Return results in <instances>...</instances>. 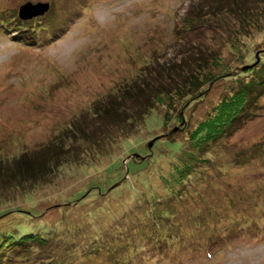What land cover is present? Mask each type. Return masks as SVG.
Returning a JSON list of instances; mask_svg holds the SVG:
<instances>
[{"label":"rangeland","instance_id":"374dc122","mask_svg":"<svg viewBox=\"0 0 264 264\" xmlns=\"http://www.w3.org/2000/svg\"><path fill=\"white\" fill-rule=\"evenodd\" d=\"M27 1H48L50 6L43 15L23 20L17 12ZM216 3L0 0V170L20 155L41 162L58 145L55 137L68 128L69 140L74 134L83 137L80 125L89 134L95 120L92 105L123 84L131 82L133 89L147 82L160 86L171 79L170 73L188 70L189 57L202 59L210 50L233 71L242 66V55L244 62L260 60L264 22L227 44L239 22L229 13L206 15ZM26 21L45 26L36 31L37 41L19 37V30L25 33L29 25L17 29V24ZM50 27L54 31L47 38L41 32ZM237 40L242 55L232 54L238 51L232 48ZM222 71L216 69L215 75ZM207 85L194 99L174 98L171 109H152L136 136L110 144L107 153L73 160L70 147L67 156L73 162L63 160L49 182L10 193L0 189V203L24 213L15 215L24 228L14 232L22 236L34 228L48 239L29 257L23 248L0 264H264V156L256 150L252 154L264 139L263 108L232 136L228 151L233 157L222 159L225 171L215 167L212 182L190 184V196L179 210L156 187L159 171L172 160L165 138L185 136L221 97L226 81L217 78ZM47 144L53 146L46 150ZM241 152L250 158L237 157ZM217 157L215 164L223 165ZM195 191H205L204 202L197 201ZM79 193L83 195L74 201ZM211 202L216 208L209 213ZM198 207L208 215L201 219L194 210ZM94 208L99 211L93 213ZM14 212L0 217L1 231Z\"/></svg>","mask_w":264,"mask_h":264},{"label":"trees","instance_id":"16d2710c","mask_svg":"<svg viewBox=\"0 0 264 264\" xmlns=\"http://www.w3.org/2000/svg\"><path fill=\"white\" fill-rule=\"evenodd\" d=\"M211 13L215 15L229 13L239 22L238 25H235L236 28L233 31L236 35H229L226 41L227 44H233L236 38L247 35L252 28L264 22V0H226V2L217 0L215 8L210 12H205L206 15ZM24 24L29 25V30L25 33L23 32L24 30H19V33H21L19 37L27 43L28 41H37L39 37L36 35V31H42L45 26L38 22L37 25H32L29 21H26L18 23L17 29H21ZM225 27L229 28L227 30L232 29L229 26ZM49 29L47 32H41L47 38L51 37L54 31L52 27ZM242 47V42L237 40L232 48H235L234 51H238L232 52V54L234 55L238 52L242 55L240 52ZM219 58L212 50H210V53L204 54L202 59L189 57V69L182 73H179L180 71H176L174 74L170 73L171 79L160 86L151 87L149 85L151 82L145 83L143 87L137 85V89L131 88L134 86L131 82L121 85L120 91L116 90L117 92L111 93V95L104 97L103 100L96 101L92 105L95 120L92 117L94 127H91L89 134L84 135V127L80 125L79 131L83 137L78 139V135L74 134L72 136L73 139L69 140L68 135H65L68 132V128L60 137L58 135L55 137L56 140H60L57 143L58 145L55 149L53 148L54 151L49 150L47 152L48 155L41 162H37L34 158L20 155L14 164L1 167L0 179L2 181L0 182L3 183L0 184V189H4L3 192L6 190L10 193L8 190L13 192L19 188L21 189L24 185H27L26 188L29 186L34 188L39 184L49 182L51 176L55 174L56 169L62 163H70L81 158L92 159L95 155L100 156L107 153L108 150L106 148L110 144L123 142L127 140L126 138L136 136L140 132L146 116L152 109L156 107L171 109L174 98L185 99L188 97L194 99L198 94L202 93V87L209 86L207 83L210 84L217 78H224L226 87L223 94L205 114L206 116L190 128L182 138L174 139L169 136L165 138L167 139L166 143L169 151L173 153L171 156L169 155L171 157L170 160H172L169 162V168L159 171L156 187L165 192L167 203H177L176 209L179 210V204L187 202V197L190 196V184L201 183L204 180H206L205 183L208 181L212 182L210 177L213 175L212 170L215 167H218L217 171L219 172L225 171V163H223L222 159L225 156L228 160L233 157L228 151L232 136L249 121L254 120L262 108L264 109V54H262L256 66L244 72H239L238 69L240 70L243 66L254 64L255 60L244 62V56L242 55L239 58L242 66L233 71L228 65L221 63ZM218 68L223 70V74L215 75V70ZM142 75L143 71L141 72ZM145 87L149 90L145 91ZM140 88L142 90L138 91ZM136 95L141 97L133 102L129 101L130 98L134 99ZM177 116V120H179L181 116ZM52 146L47 144L45 148L48 150ZM70 147L75 152L71 151ZM253 147L252 154H255L256 150L260 151L264 156V139ZM69 153L74 156L71 161H69L71 157L68 158L67 156L70 155ZM216 155H218V160L223 163V165L221 164L222 166L215 164L214 157ZM236 156L242 157L243 160L250 158L247 152L237 153ZM115 171L116 175L118 174L117 176L120 177L119 166H117ZM2 190H0V201L3 198ZM82 195L79 193L74 196L73 200H78ZM194 195H197V201H205V191H195ZM5 202L0 203V217L10 212L11 209L15 212L8 222L9 226L2 231L0 228V263L7 259L10 260L9 256H14L13 254L16 251H22L23 248L28 249L29 252L25 251L27 252V257H29L32 249L42 247L48 242V239L44 237L46 235H42L37 231L34 232V228H27L22 232V236L16 234L14 232L16 227L17 230L24 228L22 225L24 221L17 220L15 215L20 211L17 210L16 212L15 207H7ZM158 203L161 202L158 201ZM204 205L206 208L208 202ZM209 206L212 209L208 212L212 213L216 208V204L211 202ZM190 209L187 210L186 217L189 216ZM201 209L203 208L198 207V209L194 210L199 213L202 219L205 211ZM96 211H99V209H92L93 213ZM20 213L24 214L23 212ZM178 215L176 218L180 219L181 222L182 219ZM205 215L208 214L206 213ZM185 220L187 221L186 218ZM183 221L181 222L182 225ZM74 229H78V226H75ZM110 250L112 251L113 249L110 248Z\"/></svg>","mask_w":264,"mask_h":264},{"label":"water","instance_id":"95a60500","mask_svg":"<svg viewBox=\"0 0 264 264\" xmlns=\"http://www.w3.org/2000/svg\"><path fill=\"white\" fill-rule=\"evenodd\" d=\"M49 6H50V3L48 1H46V2L38 1L35 3L27 1V2H25L19 6L18 17L20 19H23V20H28V19H31L33 17L41 16L49 9ZM258 60L259 59L257 56L256 63L258 62ZM256 63H254L252 65L243 66V67H241V70L242 71L247 70V69L251 68L252 66H255ZM153 142H154V139L149 143V145H148L149 148L152 146Z\"/></svg>","mask_w":264,"mask_h":264}]
</instances>
